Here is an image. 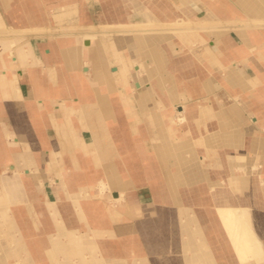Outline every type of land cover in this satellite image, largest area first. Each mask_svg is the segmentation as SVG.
Segmentation results:
<instances>
[{
    "label": "crops",
    "instance_id": "1",
    "mask_svg": "<svg viewBox=\"0 0 264 264\" xmlns=\"http://www.w3.org/2000/svg\"><path fill=\"white\" fill-rule=\"evenodd\" d=\"M243 19L264 0H0V264H264V27L169 24Z\"/></svg>",
    "mask_w": 264,
    "mask_h": 264
},
{
    "label": "bare ground",
    "instance_id": "2",
    "mask_svg": "<svg viewBox=\"0 0 264 264\" xmlns=\"http://www.w3.org/2000/svg\"><path fill=\"white\" fill-rule=\"evenodd\" d=\"M244 20V19H243ZM169 24H173L174 28H190V29H199V28H215V27H242V28H254V27H264V19L262 20H253V19H245L241 23L237 22H229V23H191L188 21H178V22H171ZM78 27H64L62 31H59L57 33L60 34H66V33H85L83 31L78 30ZM118 29H121L118 28ZM37 33V32H34ZM84 43H87V40L84 41ZM219 215L221 218V221L226 226L231 242L233 243V246L235 247V251L239 258L241 260H246L248 258H251L253 256H256L260 252V244L257 241V239L253 236L252 232L248 229L247 220L240 215L237 210H227L223 209L219 211Z\"/></svg>",
    "mask_w": 264,
    "mask_h": 264
},
{
    "label": "rangeland",
    "instance_id": "3",
    "mask_svg": "<svg viewBox=\"0 0 264 264\" xmlns=\"http://www.w3.org/2000/svg\"><path fill=\"white\" fill-rule=\"evenodd\" d=\"M88 10L91 12L90 13V15H91V17H92V19L94 20V21H97L98 19H100V17H99V13H100V6L99 5H94V6H92V7H90V8H88ZM162 167V166H161ZM163 169H166V166H164L163 165ZM253 169L255 170V172L256 171H258V169H261V167H258V166H256V167H253ZM252 173H253V171L250 173L251 175H252ZM166 174V173H165ZM254 175V174H253ZM255 175L257 176V183H259V184H261L262 185V183L260 182V180H259V177H263L264 178V175H260V174H257V173H255ZM228 179H229V177H228ZM205 186H204V188L206 189V190H209V191H213V190H215V188H219V187H227L228 186V182L227 181H225V180H221V181H219L217 184H215V185H213V186H210L207 182H202ZM196 186V185H195ZM185 187H187V186H185V184H183L182 182L180 183V182H178L177 183V186H176V188H179L180 190L182 189H184ZM196 187H198L199 188V185L197 184V186ZM203 188V189H204ZM200 189V188H199ZM198 189V190H199ZM142 194H145V195H147L148 194V189L146 188V186L144 187V189L142 190ZM197 202H199V203H193V204H195V205H193V206H195L194 207V210H199L200 209V205H198V204H200V199L199 198H197ZM207 201V202H210V197H207L206 199H204V201ZM204 209H205V211H207L208 212V210L210 209V207H206V205L204 204ZM196 217H197V219L199 220L200 218H202V220L203 221H210L211 219V217H210V213H197L196 214ZM239 264H241L240 262H239Z\"/></svg>",
    "mask_w": 264,
    "mask_h": 264
}]
</instances>
